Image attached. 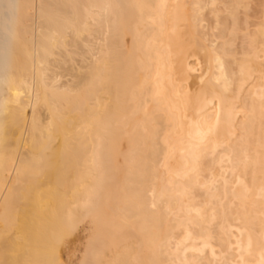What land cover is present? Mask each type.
Returning a JSON list of instances; mask_svg holds the SVG:
<instances>
[{
    "label": "bare ground",
    "instance_id": "bare-ground-1",
    "mask_svg": "<svg viewBox=\"0 0 264 264\" xmlns=\"http://www.w3.org/2000/svg\"><path fill=\"white\" fill-rule=\"evenodd\" d=\"M86 216L83 264H264V0H0V264Z\"/></svg>",
    "mask_w": 264,
    "mask_h": 264
},
{
    "label": "rangeland",
    "instance_id": "rangeland-1",
    "mask_svg": "<svg viewBox=\"0 0 264 264\" xmlns=\"http://www.w3.org/2000/svg\"><path fill=\"white\" fill-rule=\"evenodd\" d=\"M87 219L88 217L86 216L84 217V219L82 218L81 220H79L77 230L75 229L76 231L75 230L72 231V233H74L75 235L77 234V236H79L80 238V239L78 238V240L76 241L77 243L76 242L75 244L66 243L65 245L66 246L65 251L67 252L65 253L66 254L65 255L66 264H75V263L83 264L85 262L84 259H85L87 245H88V240H89L90 234L92 233V231L89 230L87 227V224H88L86 223ZM71 249L73 250L71 251ZM68 250H69L70 255H68L69 254Z\"/></svg>",
    "mask_w": 264,
    "mask_h": 264
}]
</instances>
